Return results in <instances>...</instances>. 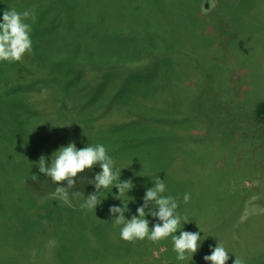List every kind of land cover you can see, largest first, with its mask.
Returning a JSON list of instances; mask_svg holds the SVG:
<instances>
[{
	"label": "rangeland",
	"instance_id": "374dc122",
	"mask_svg": "<svg viewBox=\"0 0 264 264\" xmlns=\"http://www.w3.org/2000/svg\"><path fill=\"white\" fill-rule=\"evenodd\" d=\"M0 1L9 2L10 9L11 4L13 8L15 6V0ZM122 1L16 0V6L20 4L23 10L48 6L42 34L33 31L30 34L32 41L41 42L42 51L72 49L76 45L89 48L90 43H94L95 54L101 56L96 58L97 63L79 59L74 62L71 60L76 57L70 54L62 57L61 52L47 56L35 51L29 58L30 67L25 59L14 63L0 62V90L38 91V85L46 83L56 93L48 101L49 107L57 110V115L49 119L54 121L51 133L57 135L48 138L49 132L35 131L33 135L37 140H32L33 135L27 137L20 132V123L11 112L0 108V128L3 130L0 129V264L185 263L176 259L167 239L156 244L147 239L134 244L121 240L120 229L113 226L109 211L106 215L100 214L104 215L103 223L97 215L91 219L90 214L95 210H82L78 207L80 203L71 197L70 205L61 201L54 195L56 185L38 171L41 155L47 157L46 163L50 164L52 154L67 145L64 144L69 127L66 125H80V120L94 124L100 116L114 120L117 114L119 118L139 116L153 124L162 122L156 125L168 126L165 131L171 138L155 140L152 146L140 143L130 149L115 143L107 145L115 168L122 169L121 180L131 179L134 184L124 197L133 207L125 213L126 219L136 214V208L143 203L142 197L150 187L147 182L150 179L146 177L147 172L150 173L149 165L160 167L162 164L165 172L169 170L164 176L167 189L164 195L183 198L189 180L198 187V195L191 197L187 205H182L185 209H177L178 214L189 205L197 206L194 203L197 197L207 201L215 193L233 192L239 211L231 221L235 225L231 239L235 249L238 253L245 251L246 257H255L253 250L264 249L263 228L255 227L245 239L239 237L237 226L249 216L264 215V120L258 119L254 111L255 105L264 101V0H213L215 7L207 14L202 12V7H210L208 0ZM109 6L111 8L107 9ZM0 8L5 5L0 3ZM108 10L113 12V21L106 15ZM1 12L0 9V22ZM149 18L153 24L146 31L143 22ZM112 24L121 28L119 31L123 35H120L124 36L131 56L146 59L148 63L137 68L121 63H117L118 67L105 68L99 63L109 54V44L102 37H113ZM162 26L175 40L163 38ZM154 60L157 65L153 69ZM65 68L72 74L69 75ZM81 74L82 80L87 79L83 83V95L87 94L89 103L100 108L75 109L71 98H67L70 94L66 83L81 78ZM55 75L69 80L57 83ZM90 75L103 77L109 84L100 82L90 91L91 81L87 78ZM153 108L168 110L170 117L161 120L139 115ZM76 110L78 112L74 114ZM11 111L16 113L15 108ZM85 111L88 113H82ZM89 113L97 115L85 116ZM36 115L33 112V123L38 122ZM158 115L162 116L161 113ZM115 122L113 127L106 126L101 134L90 138L87 145L100 144L104 135L112 134L123 124L122 119ZM46 125H50L49 121ZM78 136L79 132L72 134V138ZM127 136L126 142L137 141L130 131L125 133L124 137ZM168 142L172 145L171 151H168ZM123 152L128 158L120 155ZM159 156H165L162 161L166 163H162ZM95 174L92 170L86 171L77 178L74 189L89 182ZM116 194V188L101 193L100 198L107 206L103 211L114 204L122 206L120 200L118 203L113 199ZM60 206H68L69 215H75L71 221L62 219L58 212ZM146 218L150 221L149 227L157 222L150 215ZM252 220L263 225L257 218ZM249 223H252L251 219ZM97 226L99 230H96ZM186 231L191 228L186 227ZM199 252V258L193 256L195 263L186 262L210 264L203 257L211 253Z\"/></svg>",
	"mask_w": 264,
	"mask_h": 264
},
{
	"label": "trees",
	"instance_id": "16d2710c",
	"mask_svg": "<svg viewBox=\"0 0 264 264\" xmlns=\"http://www.w3.org/2000/svg\"><path fill=\"white\" fill-rule=\"evenodd\" d=\"M0 3L5 5V8H0L2 10L1 14H3V11L6 9L10 10V8L8 7L9 2H8V4H6L3 1H0ZM16 3L17 2L15 0L14 8L18 12L25 11V10H23V8H21L20 4L17 7ZM118 4H120V3H118ZM179 4H180V2L177 3V6ZM111 5L117 6V4H114V3H111ZM47 7L44 5H41L40 7H38L35 10L29 9L30 11L34 12V17H35L34 19H31V21H30L33 32H39V33L42 32L43 19L45 17L47 18V14H48V12L46 10ZM12 8L13 7L11 4V9ZM49 8L53 9L54 7H49ZM110 8H111V6H109L107 9H110ZM106 15H108L109 21H113L112 20L114 18L113 12L111 13L108 10ZM96 17H97V15L95 14V18ZM108 19H107V21H108ZM33 21H34V23H33ZM94 21H96V19H94ZM106 23H104V25ZM152 24H153V22L151 21V18L145 19V21L143 22V28L146 29V31H147L150 29L149 27H151ZM162 25H163V23H162ZM100 26H101V29L103 30L102 24H100ZM119 29H121V28L117 24H112V26L110 27V30H111L112 36L114 38L113 37H102L103 39H105L107 44H109V45H107V47H109V50H108V52H109L108 56L109 57L107 56V59L105 61H102L99 63H103V66H105V68H109L111 66L118 67L117 63H121L122 65H127L129 67L137 68L141 65H145L146 63H148V60H146V59L145 60L144 59H138L137 57L131 56V54L129 53V49H128L129 47L124 41V36H121L123 34L119 31ZM161 34L164 36L163 38H167V41H168L169 37L171 38V41L175 40V37H174V39H172L173 37H171V35H172L171 33L168 34L165 27L162 28ZM97 38H99V36L94 38V39H97ZM94 39L92 38V40H94ZM94 42H95V40H94ZM90 44H91V46L89 48H85V47H81L80 45H76L72 49L57 48V50H56L54 48L53 52H50V51L47 52L46 50H44L45 51L44 52V51H42L41 42L38 44L37 42L32 41V52L30 54H26L24 56L23 60L25 59L26 65H28V67H30L31 62H29V58L34 56L35 51H38V54H44L47 56L62 52L63 53L61 55L62 57H64L66 54L67 55L70 54V56H75L76 59L71 60L74 62H76V60L79 59L80 61H83V62L88 61V60H93L94 63H97L96 61L98 59L96 60V58L97 57L99 58L101 55L100 54L96 55L95 50H94V46H93L94 43L93 44L90 43ZM95 44H96V42H95ZM58 56H60V54ZM156 63H157L156 60L152 61L151 67L153 69L156 67V65H157ZM61 65H63V64H61ZM2 71L3 70H1V72ZM66 71L68 72L69 75L72 74V72H69L67 69H66ZM88 71H89V69H88ZM81 76H82L81 78H77L75 81H71V80L68 81L69 78L62 77L60 79L59 77H57L55 75L54 80L57 83L62 82V80L66 81V82L68 81V83H66V85L68 87L70 95L67 98H69V97L71 98L72 105H74L75 109L76 108H100L101 106H98V105L93 106V104L89 103V99H87V96H88L87 94L83 95L84 94V92L82 91V89H84L83 83L87 79L82 80V78H84V76L82 74H81ZM87 78H89L91 81V89H90V87H88L90 89V91H93L94 88L96 89L97 84L100 82L104 83V84H109L108 80H105L103 77H98V75L97 76L90 75V77H87ZM47 81H49V78H47ZM40 85L41 86L38 85V91H34L33 89H31V90H29V89L14 90L12 92L0 90V99H1L0 108H4L5 110H8L11 112V116L16 118V120L20 123L19 130L23 135H26L27 137H31V135H33V133L35 131L40 132V133L49 132V134H47V137L49 138V137H51L52 134L54 136L57 135V134L51 133L52 132V123L54 121L50 122L51 120H49L50 117L54 118L57 115V110H55L54 108H50L49 107L50 104L48 103L50 98L54 97L56 95V93L50 86H47L48 84L45 83V85H42V84H40ZM121 88H122V86L120 85V90H121ZM45 89L47 90L46 94H44V91H43ZM75 93L79 94L80 96L74 95ZM73 102H74V104H73ZM72 105L70 108H72ZM11 108H15L16 113L15 112L14 113L16 115L13 114V112L11 111ZM36 111H39L40 114L37 113ZM139 111H141V110H138V112ZM254 111H255V116L258 119L264 120V101L257 103L254 107ZM33 112H35L37 114L36 116H37L38 122L33 123ZM77 112H78V110H76V112H74V114ZM79 113H81V112H79ZM82 113H88V112L85 111ZM114 113H116V111ZM158 113H161L162 116H159ZM167 113H168V110L161 111L160 109H154L153 108V109H149L148 111H145V112L142 111L139 113V115L140 114L141 115H148L150 119L157 118V119L165 120L166 117H170V114H167ZM89 115L95 116L97 114L89 113V114H86L85 116H89ZM118 116L119 115L117 114L115 116L114 120H111L110 118L108 120H106V117L100 116L94 120V124L92 123L90 125H88L85 121H82V120H80L81 126L78 125L77 123L70 124V126L67 128V133L65 132V135L67 134L65 136L67 138V140L65 141L64 144H68L69 142H75L78 149L83 148L88 144L90 138L101 134L104 131V129L106 128V126H112L113 124H117V122H115V121L116 120L119 121L120 119H122L123 124H121V126L117 127L116 131L112 132V134L104 135L103 139L100 140V144L107 147V145L115 143L117 145L120 144V145L130 149V148H133L134 145H137L140 143L141 144L142 143H148V146L149 145L152 146V144H155L154 142H156V141H158V142L159 141H168L165 139H171L169 134L165 131L166 130L165 127H168V126H163L161 124L156 125L157 123H162V122L156 121L157 123L153 124L152 122H149L148 120L143 119L139 116H125V117H121V118H119ZM136 117H137V119H134ZM47 121H49L50 125H46ZM148 122H149V124H147ZM144 125H147V126L144 127ZM84 126H87V127H84ZM1 131H3V130L1 129ZM129 131H130L131 135L132 134L135 135V138L137 141H133V142H128V141L126 142L125 141V139H129V136L124 137L125 133L129 132ZM75 132L76 133L79 132V136L72 138V134H75ZM62 136H64V135H62ZM34 137H35V135H33V137H31L32 140H37L36 137L35 138ZM120 137H123L124 140L120 141L119 140ZM103 141L107 142V143H103ZM43 143H44V145H49V143H47V142L46 143L43 142ZM50 143H51V145L54 144L51 140H50ZM129 145H131V147H127ZM167 145H168V151H171V149H170L172 147L171 143L168 142ZM159 147H161V146H159ZM161 149H163V148L161 147ZM140 154L144 155L145 153L141 152ZM120 155L128 158V156H127V154H125V152H123ZM159 157H160L162 163H166L165 161L164 162L162 161L165 156H159ZM150 160H152V159H150ZM161 165L162 164H160V167H156V165H154V166L149 165V172L150 173L147 172V176H146L147 179L151 178L154 180L158 176L161 180H164V178H165L164 176L168 173L169 170H167V172H165V169ZM98 170H100V168L98 166H95L92 169V171L94 173H98L99 172ZM155 172H157L156 175L154 174ZM151 179L149 181H147L148 184L150 185V187L154 186ZM193 179H195V178H193ZM88 183L89 182L81 183L77 189H72V191L79 190L81 192H84L85 195L87 196L88 194L92 193L95 190L93 188V185L88 184ZM187 185H188L187 193H190L191 197H196L198 195V191L196 188H198V187L193 186L191 180H189ZM174 189H177V188H174ZM26 190L29 191L27 188H26ZM29 193H31V192L29 191ZM233 194H234L233 192H225V191L223 193H219V194L215 193V195L213 194L212 196H210V198L207 201H203L202 197H200V198L197 197L194 200L195 201L194 203L197 206L191 207V205H189L188 209H186L183 212L184 214L182 212L179 213V215L182 218H186V220L188 222V223L183 225V230L186 231V227H187V228H191V231H193V232H199L200 233L201 238H203V242H202L199 250H202V251H207V252L211 253L210 246L215 247L216 244L218 243V241L221 242L225 246L226 250L229 252V260H228L229 264H234L235 257L245 259L246 264H264V249L263 248L262 249H260V248L256 249L258 252H260V254L256 250L252 251L255 254V257H251L249 255L246 257L245 251H243V253H241V252L238 253V250L235 249V246L231 240L232 234H233L232 233L233 227L235 226V225L234 226L232 225L233 223H231V221L235 218L234 216H237L239 213V211L236 210L237 198ZM70 197H71V195H70ZM74 200H76L77 203L78 202L80 204L82 203L81 200H77V199H74ZM176 200H178L177 202L179 204L178 209H183L184 206L187 205V204L183 203V198H181V199L176 198ZM58 202H57V205H58ZM119 202L120 201L118 200V203ZM118 203H117V205H118ZM199 203H202V204L198 205ZM114 205H116V204H114ZM182 205H184V206H182ZM63 206L58 207V209H59L58 212L59 211L61 212L59 214L61 215L62 219H63V217L65 218V222L71 221L70 219L72 217L74 218L75 215L74 216H72V214L69 215L68 211L66 210V209H68L67 208L68 206H66V207H63ZM118 206H120V205H118ZM78 207H80L79 204H78ZM105 207L107 208V206L105 205V201H103L101 205L97 206L96 211H94L92 214H90L91 217H90V215H89V217L92 219V216L97 215V218H100V222L103 223L102 222L103 216L108 214V210L103 211L105 209ZM128 207H129V209H131V208L133 209L132 205H128ZM101 213L104 215L100 216ZM253 218H257L259 222L262 221V223L264 225V215H258L256 217L255 216L247 217L244 222L237 225L240 228L239 233L237 232L240 238L246 239L253 232V229L255 227H256V229L258 227H260L261 229L262 228L264 229V226L261 225L260 223L255 224L252 220ZM91 219H89L88 222H91ZM250 219H251L252 223L248 224V221H250ZM75 220H76V218H75ZM75 220H73V221H75ZM183 222L184 221L182 219V224H183ZM97 228L98 229H96V230H99V226H97ZM256 232H258V230H256ZM177 233L179 234V232H177ZM234 237L238 238L236 236H234ZM170 243L172 244L171 240L167 239V245L168 246H170ZM199 250L195 254V255H198V258H199V254H200ZM243 250H245V248ZM192 261H193V263H195L194 257H193ZM189 262L190 261H187V262L185 261L184 264H190Z\"/></svg>",
	"mask_w": 264,
	"mask_h": 264
},
{
	"label": "clouds",
	"instance_id": "9594fccd",
	"mask_svg": "<svg viewBox=\"0 0 264 264\" xmlns=\"http://www.w3.org/2000/svg\"><path fill=\"white\" fill-rule=\"evenodd\" d=\"M207 3L210 7H202L204 14L215 7L213 0H208ZM34 18V12L30 10L18 12L12 8L3 11L0 22V62H19L26 54L32 52V26L27 21ZM43 91L46 94L47 90ZM46 160L47 157L40 156L37 162L38 171L56 185L54 195L66 204H71V195L72 199L82 201V210L96 211L97 206L103 202L101 193L109 189L112 191L113 188L118 189V194L114 195L113 199L120 200L122 206L111 205L108 211L113 226L120 229L121 240L134 244L147 239L156 244L171 237L172 251L178 261H192L194 254L200 249V233L183 230V225L188 222L177 213L179 204L176 198L164 195L167 191L166 185L158 176L154 180L150 178L154 186L146 189L142 197L143 203L136 208V214L126 219L125 213L130 211V200L126 201L124 197L128 196L134 184L131 179L121 180L122 169L115 168V162L104 145H87L78 149L75 142H69L52 154L50 164H47ZM95 166H99L100 171L94 178L89 179L88 183L94 185L95 190L87 196L79 190L72 191L77 178ZM190 199L191 194L185 193L183 203H189ZM149 215L157 221L152 227H149L150 221L146 218ZM210 250L211 254L203 257L206 262L227 264L229 252L221 242L218 241L215 247L210 246ZM234 264H246V261L235 257Z\"/></svg>",
	"mask_w": 264,
	"mask_h": 264
}]
</instances>
